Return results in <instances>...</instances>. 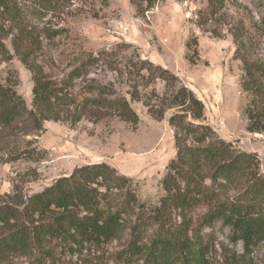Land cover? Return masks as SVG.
<instances>
[{"label":"trees","instance_id":"16d2710c","mask_svg":"<svg viewBox=\"0 0 264 264\" xmlns=\"http://www.w3.org/2000/svg\"><path fill=\"white\" fill-rule=\"evenodd\" d=\"M225 1L207 0L210 14L220 12ZM131 2L144 13L156 0ZM66 3L0 0V54H8L3 43L8 38L33 83L29 108L15 80H0V153L8 152L9 161L29 159V149L9 151L8 145L38 134L46 120L74 123L111 115L137 124L129 100L107 84L90 79L87 94H73L74 80L101 63L135 75L143 90L163 82L162 94L154 88L129 93L155 119L170 110L175 157L166 165L155 205L140 201L131 178L106 162L77 166L30 194L14 186L0 195V264H264V173L258 155L219 137L205 123L201 99L176 74L137 53L122 64L121 44L109 52L79 53L61 78L45 72L33 57L38 39L33 21L38 12L61 13ZM45 30L42 37L52 38L62 29ZM227 32L241 63L245 129L264 134V56L258 52L264 7L259 20L247 25L239 20ZM216 223L227 229L228 243L204 232ZM115 241L119 246L104 255Z\"/></svg>","mask_w":264,"mask_h":264},{"label":"rangeland","instance_id":"374dc122","mask_svg":"<svg viewBox=\"0 0 264 264\" xmlns=\"http://www.w3.org/2000/svg\"><path fill=\"white\" fill-rule=\"evenodd\" d=\"M64 1L61 13L38 12L33 21L38 36L33 57L45 72L61 78L77 64L74 61L79 53L109 52L121 44L124 50L118 56L122 64L131 53H137L176 74L203 102L205 123L237 149L256 153L264 173V134L245 129L241 63L234 56L235 47L227 32L239 20L246 25L251 19L259 20L264 0H226L215 15L210 14L207 0H156L144 13H138L131 0ZM48 28L62 30L52 38H43ZM3 43L8 54H0V80H15L17 93L30 108L31 73L14 54L9 39ZM258 52L264 56V43ZM90 79L123 94L138 115L137 124L111 115L82 117L74 123L44 121L41 132L18 138L6 148L17 152L29 149V159L9 161L8 152L0 153V195L10 193L14 186L30 194L77 166L106 162L131 178L140 201L157 204L163 194L160 182L166 165L175 157L173 128L168 124L170 110L162 119H155L140 100L130 99L129 92L142 94L154 88L162 94L163 82L156 80L143 90L135 75L129 76L126 70L115 73L98 63L74 80L73 94H87ZM204 232L228 243L227 229L219 223ZM118 246L117 241L111 243L104 255ZM234 247L240 250L241 243Z\"/></svg>","mask_w":264,"mask_h":264}]
</instances>
